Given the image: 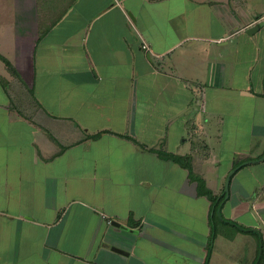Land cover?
Returning a JSON list of instances; mask_svg holds the SVG:
<instances>
[{"label":"crops","instance_id":"obj_1","mask_svg":"<svg viewBox=\"0 0 264 264\" xmlns=\"http://www.w3.org/2000/svg\"><path fill=\"white\" fill-rule=\"evenodd\" d=\"M263 15L0 0V264H264Z\"/></svg>","mask_w":264,"mask_h":264},{"label":"trees","instance_id":"obj_2","mask_svg":"<svg viewBox=\"0 0 264 264\" xmlns=\"http://www.w3.org/2000/svg\"><path fill=\"white\" fill-rule=\"evenodd\" d=\"M162 155L175 160L182 167H185V168L189 169L190 170L191 179L198 183L199 195L206 196L212 203V205H211L212 233H211V237H210V241H209V245H208V256H207V258L205 260V263H204V264H209L210 263L211 252H212V249H213V244H214V241H215V239L217 237V232L215 230L214 222L216 220H218V221H223L225 223L232 224L231 222H228V221L224 220V218L222 217V213H221L223 204L225 203V200H226V193L222 194L221 196L214 195V193L210 189L207 188L205 181L202 178L195 176V174L193 173L192 167H191V165L189 163V160L187 158L176 157V156L165 155V154H162ZM240 166H241L240 163H238L236 165V167H240ZM219 211L221 213V217H219ZM234 226L239 228V226H237V224H234ZM243 231H245V232H253L252 230H243ZM261 261H262V259L259 261L258 264H260Z\"/></svg>","mask_w":264,"mask_h":264},{"label":"water","instance_id":"obj_3","mask_svg":"<svg viewBox=\"0 0 264 264\" xmlns=\"http://www.w3.org/2000/svg\"><path fill=\"white\" fill-rule=\"evenodd\" d=\"M258 28H252L250 30H248V34H253L255 31H257ZM264 160V156L260 159V160H256V162ZM237 171V168H235L233 171L230 172L229 176L226 179L225 182V193H226V199L229 198L230 196V184H231V178L234 175V173ZM219 217H221V213L219 211ZM115 225L120 226L119 223L115 222Z\"/></svg>","mask_w":264,"mask_h":264},{"label":"built area","instance_id":"obj_4","mask_svg":"<svg viewBox=\"0 0 264 264\" xmlns=\"http://www.w3.org/2000/svg\"><path fill=\"white\" fill-rule=\"evenodd\" d=\"M257 22L264 23V15ZM143 48L149 50V46L146 43L143 44Z\"/></svg>","mask_w":264,"mask_h":264}]
</instances>
